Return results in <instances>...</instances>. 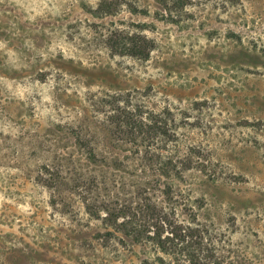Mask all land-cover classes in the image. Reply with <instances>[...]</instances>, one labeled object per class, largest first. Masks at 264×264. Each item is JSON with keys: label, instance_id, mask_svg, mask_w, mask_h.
I'll list each match as a JSON object with an SVG mask.
<instances>
[{"label": "rangeland", "instance_id": "1", "mask_svg": "<svg viewBox=\"0 0 264 264\" xmlns=\"http://www.w3.org/2000/svg\"><path fill=\"white\" fill-rule=\"evenodd\" d=\"M184 2L0 0V264H264V0Z\"/></svg>", "mask_w": 264, "mask_h": 264}, {"label": "trees", "instance_id": "2", "mask_svg": "<svg viewBox=\"0 0 264 264\" xmlns=\"http://www.w3.org/2000/svg\"><path fill=\"white\" fill-rule=\"evenodd\" d=\"M181 3L182 6L186 4L184 0H174V4ZM134 48L135 45L132 44L131 49ZM139 52L141 51H138L137 49L136 51H134V53L136 54H140ZM124 126L130 128L133 132L136 130H139L140 132H145V130L151 131L153 129V126H150L143 121L133 119L128 120ZM163 150V147L155 146V144H147L146 152L151 153V156L147 157L145 161L148 165L156 167L158 170H160L163 175L167 177L182 178L187 170L195 167L196 164H201L198 163V161H193L187 156L180 157L176 155H165Z\"/></svg>", "mask_w": 264, "mask_h": 264}]
</instances>
